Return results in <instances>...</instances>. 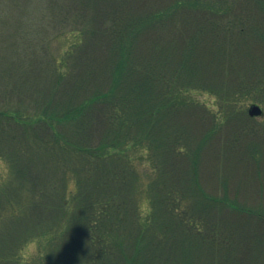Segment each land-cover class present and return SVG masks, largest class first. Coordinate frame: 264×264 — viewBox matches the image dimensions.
Wrapping results in <instances>:
<instances>
[{
    "label": "trees",
    "instance_id": "trees-1",
    "mask_svg": "<svg viewBox=\"0 0 264 264\" xmlns=\"http://www.w3.org/2000/svg\"><path fill=\"white\" fill-rule=\"evenodd\" d=\"M48 1L51 23L27 32L25 26L36 22H24L10 1L0 0V17L14 19L13 32L12 22L7 32L21 41L33 38L42 55L16 58L12 80L26 87L25 78L36 75L38 66L37 75L50 72L46 82L67 100L57 114L37 117L38 126L55 131L54 123L64 122L76 133L69 140L52 135L44 143L65 147L46 161L71 165L78 179L73 198L55 204L62 211L56 223H64L65 231L48 226L31 236L44 238V263L55 264L68 231L85 227L94 264H264V112L263 123L250 126L258 141L246 148L244 161L254 162L247 165L250 181H222L220 191L208 193L197 173L216 115L229 121L245 114L239 101L264 105V0ZM56 23L72 26L56 34L66 40L59 58L49 54L54 50L46 37ZM195 92L212 95L217 110ZM15 116L3 113L0 119L23 125ZM199 121L207 126L203 131ZM129 147L144 151L150 164L144 217L128 214L135 208ZM7 155L12 173L0 181V264H21L18 252L27 239H18L15 230L25 224L30 204L14 191L29 186L36 192L44 181L22 163L23 155ZM249 182L255 191L245 193ZM125 224L129 235L120 242L116 229Z\"/></svg>",
    "mask_w": 264,
    "mask_h": 264
},
{
    "label": "rangeland",
    "instance_id": "rangeland-1",
    "mask_svg": "<svg viewBox=\"0 0 264 264\" xmlns=\"http://www.w3.org/2000/svg\"><path fill=\"white\" fill-rule=\"evenodd\" d=\"M8 1L11 2L14 7V12L18 16H24V22H36L25 26L27 32H29V28L27 27H38V25L41 30H43L42 27L47 25L48 20H52L48 15V0ZM62 2H65L66 6L68 5V0H62ZM20 7H27V11L24 10L21 14L19 11ZM23 12L25 13L23 14ZM9 17L10 16L7 14L0 17V114L5 113L9 115L10 112H12L16 115L15 118L18 116L17 118H19L20 121H24V124H16L13 118L0 119V130H2L0 131V140L3 141L0 142V181H4L7 177L9 178L10 175L8 174L12 173V169H9L10 158L8 160L9 156L7 155L9 152L11 155H23L26 159H24L22 163L27 165L30 164L32 166V172L35 173L36 176L39 175L41 180L44 181L41 185L40 183L37 184L39 189H37L36 192H30L29 186H25L22 191H14L19 200L30 205L26 207L25 213L27 216L24 219L25 224L20 225L19 222L18 224L20 226L17 231L14 227L13 228L16 234H18V239L25 236L27 239V242L20 246V251L18 252L20 263L45 264V249L42 242L44 238L38 236L31 239V236L40 230H45L44 228L48 226H52L53 230L58 231L59 234L65 231L66 226L64 223H56L55 216H61L62 211L56 208L55 204L58 205L60 203L59 200L62 198H73L77 190L76 182L78 179L77 175L71 172L70 169L73 168L71 165L69 166V164L62 162L58 164V166H54L46 161H50V158H48L50 154L58 153L60 150H64L65 147L59 142H56L57 148L50 144L45 146L44 143L45 139H50L52 135L53 137H66L69 140L74 139L76 133L71 124L64 122H55L53 128L55 131L43 125L38 126L39 121L37 117L42 116L43 113H45L47 117H50V112H52L53 115L57 114L58 111L64 107V104L67 103V100L63 99L65 97L59 96L63 95L59 94V88H56V94L54 96V88H51L49 83L45 80L46 75L50 72L46 71L44 74L45 77L37 75L40 74L38 66H36V75L29 79L27 77L25 78L26 87L12 80L15 77L13 66L17 62L16 58H18V60H22L23 58L27 59L28 53L32 51H34L36 56L41 57L42 55L39 54L37 50H34L36 46L32 44L35 42L33 38L24 36L25 40L21 41L18 36L7 32V26L11 22L10 31L13 32L14 30V19ZM71 30L72 26H59V24L56 23L55 27L52 28V25H50L47 30L49 34L46 35L50 41L48 44L51 50H54V54L49 52L50 55H55V57L59 58L60 53L65 47V37L58 39L56 34L60 31L69 33ZM41 35H43V33H41ZM9 36L13 38V44H11L12 39ZM30 45L31 47L29 48ZM46 55L48 56L47 52ZM30 86L33 88H29ZM194 96L197 97L198 101L205 102V104L212 106V110H217L215 105L217 102L215 103L216 100L212 95L195 92ZM239 104L245 109V114L236 115L229 121H225L224 115L217 114L215 117L216 120L214 119L213 121L215 123L211 126L212 128L215 125L214 129L216 131L210 138L205 139V150L201 155L197 173L201 187L208 193L220 191L221 189H218L221 187L222 181H226L230 186L241 180L250 181V177H248L249 173L246 171L247 165H254V162L251 160L249 162L244 161L247 157L246 148L258 142L256 137H253L251 134L250 126L254 125L258 128L263 123V115L251 117L247 114V109L251 104H258L264 112V105L252 100L239 101L237 106H239ZM198 124L202 129L200 131L207 128L203 121H199ZM200 131H197L198 134L195 135L197 140L194 143L199 141ZM126 150L130 157L131 167L133 168L132 179H134V192L129 196L135 207L132 210L129 209L128 214L136 212L137 216L141 215L144 217L150 210L147 193L145 189H143L145 184L149 181L151 174L150 164L145 152L140 148L129 147ZM68 153L73 160L82 161L77 155L70 152ZM80 158L83 159V157ZM83 161L84 164H89L86 162L85 158ZM250 184L253 187L247 186V190L245 188V193L250 189L255 191V184ZM120 200L121 197L119 198V201ZM91 201H93V196ZM63 210H65L67 215H69L71 211L70 209ZM123 214H126V212ZM136 229H138V227H136ZM116 230L120 232V235L117 236L120 238V242L129 235V229L126 227V224L121 225V227ZM133 232H135V230ZM86 233L87 230L85 227H75L72 231H68L67 241L60 243L61 246H59L57 254L55 258H53L55 264H92L93 262L88 259V255L93 247L88 243ZM108 236L107 239H109ZM111 238L115 239L114 237ZM69 240L73 241L70 242ZM45 259L47 261V258ZM201 261L204 263L203 259Z\"/></svg>",
    "mask_w": 264,
    "mask_h": 264
},
{
    "label": "water",
    "instance_id": "water-1",
    "mask_svg": "<svg viewBox=\"0 0 264 264\" xmlns=\"http://www.w3.org/2000/svg\"><path fill=\"white\" fill-rule=\"evenodd\" d=\"M249 116H258L263 113L262 108L258 104H251L247 109Z\"/></svg>",
    "mask_w": 264,
    "mask_h": 264
}]
</instances>
